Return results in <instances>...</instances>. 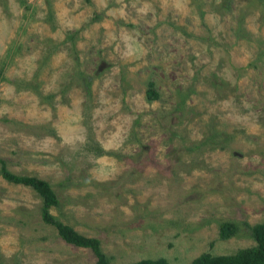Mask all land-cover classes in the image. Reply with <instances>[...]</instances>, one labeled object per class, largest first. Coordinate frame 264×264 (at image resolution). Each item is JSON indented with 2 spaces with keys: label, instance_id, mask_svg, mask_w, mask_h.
Masks as SVG:
<instances>
[{
  "label": "rangeland",
  "instance_id": "rangeland-1",
  "mask_svg": "<svg viewBox=\"0 0 264 264\" xmlns=\"http://www.w3.org/2000/svg\"><path fill=\"white\" fill-rule=\"evenodd\" d=\"M263 150L264 0H0V159L110 264L254 245ZM40 206L0 175V264H94Z\"/></svg>",
  "mask_w": 264,
  "mask_h": 264
},
{
  "label": "trees",
  "instance_id": "trees-1",
  "mask_svg": "<svg viewBox=\"0 0 264 264\" xmlns=\"http://www.w3.org/2000/svg\"><path fill=\"white\" fill-rule=\"evenodd\" d=\"M151 84V82L148 83V88L145 91L148 99L156 98V92L151 88ZM262 159L264 162V150L262 151ZM0 175L10 183L31 187L38 194L41 200L40 220L52 226L60 239L73 246L89 249L95 258L94 264H110L106 255L101 251L97 238L78 233L71 226L56 219L50 213V208L57 206L59 201L47 181L35 176L12 173L6 168L5 162L2 159H0ZM246 225L251 238L254 240V245L239 248L231 254L213 255L208 252H202L192 258L190 264H264V220L252 225ZM236 228L235 223L221 222L218 227L219 237L224 239L231 236L236 231ZM125 264L175 263L168 262L164 257H156L142 258Z\"/></svg>",
  "mask_w": 264,
  "mask_h": 264
}]
</instances>
